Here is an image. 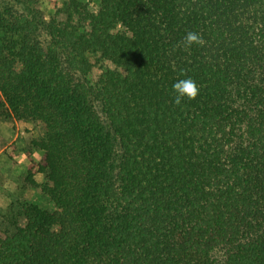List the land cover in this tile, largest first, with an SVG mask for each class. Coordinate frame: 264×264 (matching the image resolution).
<instances>
[{
    "label": "trees",
    "instance_id": "1",
    "mask_svg": "<svg viewBox=\"0 0 264 264\" xmlns=\"http://www.w3.org/2000/svg\"><path fill=\"white\" fill-rule=\"evenodd\" d=\"M95 1L0 0V120L42 124L56 207L11 204L0 264H264V0Z\"/></svg>",
    "mask_w": 264,
    "mask_h": 264
},
{
    "label": "crops",
    "instance_id": "2",
    "mask_svg": "<svg viewBox=\"0 0 264 264\" xmlns=\"http://www.w3.org/2000/svg\"><path fill=\"white\" fill-rule=\"evenodd\" d=\"M20 122L13 123L3 122L0 120V137L2 145L0 146V215L17 200L33 201L36 190L26 185L22 177L23 170H28L32 160L20 148L21 132ZM19 147L17 156L12 154L14 147ZM7 157L9 163H6ZM41 173L36 174L35 179L38 183H42ZM35 201V200H34Z\"/></svg>",
    "mask_w": 264,
    "mask_h": 264
},
{
    "label": "rangeland",
    "instance_id": "3",
    "mask_svg": "<svg viewBox=\"0 0 264 264\" xmlns=\"http://www.w3.org/2000/svg\"><path fill=\"white\" fill-rule=\"evenodd\" d=\"M82 1L88 3L92 7L97 5V2L95 0H82ZM66 2L67 0H38V6L42 9L45 16L49 18L56 8L63 6ZM16 122L21 123L20 124L21 132L23 133L22 135L19 136V138L22 139L20 141V146H21L20 148H22V150L26 153V155L29 157L30 160L32 161L35 160L36 162H39L44 155L43 153L38 152L36 148H32L31 142L32 140L39 139L42 136V124L31 120H16L15 122H13L15 128H17ZM1 141L2 139L0 137V146L2 145ZM18 148L19 147H17L16 145V147H14L13 149L12 154H15L14 157L17 156ZM4 158L6 159V163H9L8 158L7 157ZM27 171L28 170H23V174H22L23 178L27 176L28 174ZM39 178H41L42 183L45 181V176L43 174ZM34 200L46 209L54 210L56 208L54 203L49 198L43 196L39 191L36 192ZM4 213L2 214V216L0 215V228L10 229L8 222L4 218L5 216ZM20 223L24 224L25 220L21 219Z\"/></svg>",
    "mask_w": 264,
    "mask_h": 264
},
{
    "label": "clouds",
    "instance_id": "4",
    "mask_svg": "<svg viewBox=\"0 0 264 264\" xmlns=\"http://www.w3.org/2000/svg\"><path fill=\"white\" fill-rule=\"evenodd\" d=\"M202 37L195 32H188L184 38V45L190 47L193 43L198 45L203 44ZM176 96L174 102L180 104L184 97L188 99H195L199 93V87L197 83L191 78L181 79L173 85Z\"/></svg>",
    "mask_w": 264,
    "mask_h": 264
}]
</instances>
